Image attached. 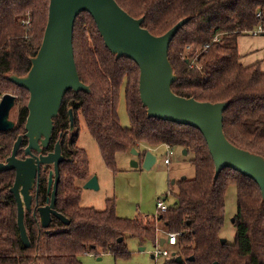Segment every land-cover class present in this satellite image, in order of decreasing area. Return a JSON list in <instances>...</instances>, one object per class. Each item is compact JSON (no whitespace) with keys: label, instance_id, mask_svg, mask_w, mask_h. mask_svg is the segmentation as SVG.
I'll return each mask as SVG.
<instances>
[{"label":"trees","instance_id":"16d2710c","mask_svg":"<svg viewBox=\"0 0 264 264\" xmlns=\"http://www.w3.org/2000/svg\"><path fill=\"white\" fill-rule=\"evenodd\" d=\"M115 1L130 16L143 18L142 27L154 36L189 19L168 48V59L177 76L172 91L197 101L228 102L223 112L226 138L264 157V71L259 62L243 65L238 50L240 36L258 25L264 30V0ZM48 7L49 0H0V96L12 94L20 103L18 126L0 132V162L10 154L28 113V92L7 77H21L29 71L30 59L42 41ZM73 52L79 78L90 92L67 91L54 123L67 117L68 107L72 108L75 122L82 118L110 170L115 169L118 153L138 145H163L185 149L187 155H192L194 177L174 181L170 192L174 204L158 213L157 219L119 218L114 198L106 200L102 211L83 207L82 185L92 174L86 150L73 140L72 150H65L59 167L56 196V208L69 224L55 221L41 230L34 223L25 225L30 240V246L25 247L17 228L15 199L9 192L14 173L2 171L0 264H82L79 255L120 251L123 242L118 239L125 233L141 243L154 244L160 223L162 231L179 233L172 253L182 258L181 264H264V200L258 185L229 168L222 169L214 180V163L197 129L147 116L139 96V68L126 57L116 58L105 47L87 12L75 19ZM122 87L129 119L125 128L117 113ZM145 152H140L141 158ZM231 185L236 189V213L232 222L234 242L229 244L221 243L220 232L225 221L226 191ZM27 219L32 222L28 215ZM164 264L178 263L172 256Z\"/></svg>","mask_w":264,"mask_h":264},{"label":"water","instance_id":"95a60500","mask_svg":"<svg viewBox=\"0 0 264 264\" xmlns=\"http://www.w3.org/2000/svg\"><path fill=\"white\" fill-rule=\"evenodd\" d=\"M87 12L93 18L105 47L116 58L126 57L139 68L138 90L142 105L148 117L171 121L197 129L203 136L209 154L213 160L216 180L220 171L229 168L252 179L259 187L264 200V157L241 149L228 141L223 131V112L228 102L197 101L175 94L171 86L177 76L168 59V48L177 31L189 20L184 18L160 36L152 35L142 27L143 18H134L126 13L115 0H49L48 18L40 47L30 59V69L24 76L10 75L7 80L25 89L28 94L27 117L24 125V137L28 145L24 151V160L17 158L22 135L14 141L10 155L0 162V172L15 171L13 185L9 192L16 202V223L20 240L25 247L30 240L25 227L24 216L31 210L30 190L35 184L39 165H53L48 184H52L50 203L37 209L38 222L47 228L51 215L64 224L69 220L54 209L59 164L63 161L60 144L56 143L54 151L38 156L46 147L53 130V119L58 116L60 106L67 91L90 92L78 75L73 52V28L76 17ZM16 97L4 94L0 100V132L13 127L9 112L14 107ZM130 152L140 156L134 147ZM183 153L186 150L183 149ZM142 168L149 170L156 162L155 155L146 151L143 155ZM137 167L136 161L131 162ZM182 176L181 179H185ZM174 180L171 181V184ZM83 189L97 190L98 180L95 175L87 179ZM233 222V218L231 219ZM119 242L122 238L118 239ZM221 243L226 240L221 238ZM165 238L159 240V245ZM140 250H144L141 247ZM175 262L182 263L180 256L172 253ZM151 258L153 256L151 255ZM193 258L191 257L190 260Z\"/></svg>","mask_w":264,"mask_h":264},{"label":"rangeland","instance_id":"374dc122","mask_svg":"<svg viewBox=\"0 0 264 264\" xmlns=\"http://www.w3.org/2000/svg\"><path fill=\"white\" fill-rule=\"evenodd\" d=\"M19 104L18 97H16L14 107L10 112V119L13 121L16 119ZM117 113L121 127H128L129 119L125 108L123 87L119 94ZM79 118L77 146L86 150L90 171L97 177L99 185L97 190L82 189L81 206L102 211L105 209L106 200L114 198L116 216L119 218L153 217L159 211L157 208L158 199L163 200L168 206L174 204V198L170 193L174 189L171 184L172 180L176 181L182 176L188 179L194 177V166L190 162L192 155L184 154L182 149L175 147L172 149L171 155H166L168 151L163 145L155 148H147L143 145L135 147L138 152L146 150L155 155L156 162L149 170L142 168L143 158L133 155L130 150L118 153L115 169H108L103 162L98 145L89 135L82 118ZM70 137L71 135H68L66 141ZM165 158H168L170 164L165 163ZM132 161H136L138 166L132 167ZM235 213L236 189L231 185L226 191L225 221L220 232L221 238L229 244L234 242L235 229L231 219ZM159 226L163 230L162 223ZM158 234L160 238L166 237L163 233ZM122 242V246L119 247L121 250L118 252L98 250L96 256L82 254L78 259L82 264H164V261L172 257V252L176 249L175 246L167 243L160 245L158 249L168 251L169 256L159 257L155 260L151 258V252L155 248L153 243H141L128 233L123 234ZM141 247H144L143 251L140 250ZM122 252L124 255H118Z\"/></svg>","mask_w":264,"mask_h":264},{"label":"flooded vegetation","instance_id":"af4514ba","mask_svg":"<svg viewBox=\"0 0 264 264\" xmlns=\"http://www.w3.org/2000/svg\"><path fill=\"white\" fill-rule=\"evenodd\" d=\"M11 110H10V112H11ZM10 112H9V119H10ZM27 112H28V110H27ZM10 120L13 122V127L10 129V130H12L13 128H16L18 126V113H17L16 119L14 121L12 119H10ZM25 121H26V118H25ZM24 125H25V123H24ZM24 125H23L22 131L18 132L16 134V138H15V140H16L19 135H22L20 148L17 152V158L20 160H24L27 157L24 153V151L28 145L27 138H25L23 136L24 132H25ZM4 132H6V131H4ZM68 135H71V137L68 141H66V137ZM78 137H79V123L75 122V120L73 118L72 108L68 107L67 117L64 116L61 120L57 121L56 123H54V121H53V130H52L51 137L49 139L47 146L43 147L42 150L40 151V153H36L35 151H32V154H34L36 156H38L39 154L47 155L48 153L53 152L56 143H59L60 144V153H61V155L63 157V161H64L65 150H67V151L71 150V144H72L73 140L75 141V144L77 145ZM12 146H13V144H12ZM12 146H11V150H12ZM10 153H11V151H10ZM63 161L59 164V167L63 163ZM2 162H4V161H2ZM11 171H13V173H14V177H13V182H14L15 171L14 170H11ZM52 171H53V165L52 164H47V165L41 164V165H39V171H38L37 176H36L35 184L32 187V189L30 190L31 210L27 211L25 213V216H24V222H25L26 227L29 223H34L37 226L38 230H41V228H40L41 226L37 220V217H38L37 209L39 207H43V206L50 203L51 192H52L53 182H54V175H52L51 186H49L48 180H49V175ZM58 171H59V179H58V183H57V189H58V184H59V180H60L59 168H58ZM56 196H57V191H56ZM13 198H14V196H13ZM54 209L60 213V211L57 210V208H56V200L54 203ZM27 215L29 216V219L32 220V222H28L29 220L27 219ZM55 221H59V220L56 219L53 215H51V221H50L47 228H49L50 224L52 222H55ZM59 222L62 223L61 221H59Z\"/></svg>","mask_w":264,"mask_h":264},{"label":"crops","instance_id":"0c3cea01","mask_svg":"<svg viewBox=\"0 0 264 264\" xmlns=\"http://www.w3.org/2000/svg\"><path fill=\"white\" fill-rule=\"evenodd\" d=\"M238 50L243 65L248 66L259 62L260 68L264 71V34L253 35L248 33L240 36L238 38ZM90 172L93 175V172Z\"/></svg>","mask_w":264,"mask_h":264},{"label":"built area","instance_id":"2783aa9c","mask_svg":"<svg viewBox=\"0 0 264 264\" xmlns=\"http://www.w3.org/2000/svg\"><path fill=\"white\" fill-rule=\"evenodd\" d=\"M257 16L259 17L260 14H257ZM28 23L29 22L27 21L26 24H28ZM248 33H252L253 35H258V34L264 33V30H263V27L261 25H258V27L256 29L249 31ZM207 47H208V45H205V48H207ZM1 97H0V100H1ZM167 151L168 152H166V155H171L173 150L171 148L167 147ZM164 161H165V163H169L168 158H165ZM157 208L159 209L158 213H163V212L167 211L168 205L163 200L158 199ZM157 216H158V214L156 216H154L155 219H157ZM158 233L165 234L166 235V237H164L165 238V243H167V244H169L171 246H174L176 244L177 236L179 234V233H167L165 231H162L158 226H156V234H157V236H156V240H155V243H154L155 248L151 252V255L153 256V259H155V260H157L159 257H168L169 256L168 251H166V250L160 251L158 249V247L160 246L159 245L160 237H159Z\"/></svg>","mask_w":264,"mask_h":264}]
</instances>
